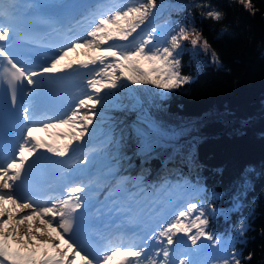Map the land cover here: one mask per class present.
Returning a JSON list of instances; mask_svg holds the SVG:
<instances>
[{
	"label": "snow or ice",
	"instance_id": "snow-or-ice-1",
	"mask_svg": "<svg viewBox=\"0 0 264 264\" xmlns=\"http://www.w3.org/2000/svg\"><path fill=\"white\" fill-rule=\"evenodd\" d=\"M239 2L255 14L251 0ZM77 7L30 3L18 13L14 0H0V41L6 42L0 85H7L11 102L0 104V264H77V257L79 264H241L230 240L206 230L216 209L206 213L200 189L167 177L149 182L143 170L131 174L134 157H148L178 133L143 112L130 124L108 114L140 108L138 99L125 104L118 95L126 81L162 89L186 83L178 58L183 42L208 50L207 39L184 25H157V0H105L79 19ZM205 14L222 17L217 10ZM45 28L66 34L64 42L49 44L59 49L50 58L33 65L12 51L18 40L41 42ZM81 48L86 59L66 60ZM59 73L81 77V90L64 99V111L49 115L61 96ZM40 129L63 142L37 138ZM126 224L139 230V243L125 242ZM247 227L242 222L238 235Z\"/></svg>",
	"mask_w": 264,
	"mask_h": 264
},
{
	"label": "trees",
	"instance_id": "trees-1",
	"mask_svg": "<svg viewBox=\"0 0 264 264\" xmlns=\"http://www.w3.org/2000/svg\"><path fill=\"white\" fill-rule=\"evenodd\" d=\"M188 1L169 6L155 23L170 17L196 29L210 45L208 54L203 52L208 57L194 56L198 53L184 41L180 72L192 74L189 81L173 89L131 83L126 96L121 89L118 95L125 104L139 96L162 122L183 123L184 134L191 135L174 150L158 145L147 158L134 157L133 169L135 174L143 170L149 182L153 172L193 182L206 213L216 209L206 230L230 240L241 264H264V0H251L255 14L239 0ZM209 10L220 11L221 19L208 17ZM213 52L218 59L210 61ZM141 109L110 115L129 124L127 116ZM242 222L248 227L239 236Z\"/></svg>",
	"mask_w": 264,
	"mask_h": 264
},
{
	"label": "rangeland",
	"instance_id": "rangeland-1",
	"mask_svg": "<svg viewBox=\"0 0 264 264\" xmlns=\"http://www.w3.org/2000/svg\"><path fill=\"white\" fill-rule=\"evenodd\" d=\"M161 1H164V3H165V5H161ZM189 1H192V0H189ZM188 1V2H189ZM187 3V0H157V4H158V6H159V10L157 11V14H156V19H155V21L160 17V15L161 14H163V12H164V10L166 9V4H172V5H178V6H183V4L182 3ZM167 19H170V21H169V24H167V25H169V26H171V27H173V28H175L176 26H178V24H177V21L176 22H174L173 21V19L172 18H170V17H167L166 18V21H167ZM164 23V22H163ZM162 23V24H163ZM162 24H160V25H162ZM143 27V26H142ZM140 31V30H139ZM189 50V49H188ZM187 50V51H188ZM83 51H86V49H83V48H81V49H79V50H77V51H75L74 53L76 54V55H79L81 52H83ZM194 51L195 52H197L198 54H195L194 56H201V57H203V56H206V57H208V50H204L203 49V51H202V48L200 47V45H198V46H196L195 48H194ZM193 51V52H194ZM203 52H206L207 54H204ZM200 53V54H199ZM210 56V61H213L214 59H213V56L212 55H209ZM179 58V60H180V58H182V54H180V56L178 57ZM180 62H181V60H180ZM203 65V64H202ZM144 66L145 67H149V65L147 64V62H144ZM193 77V75L192 74H190L189 76H188V81L191 79ZM123 79V78H122ZM126 84L128 85V84H131V82L130 81H126ZM121 90H122V94H124L125 96H126V94L128 93V90H127V87H122L121 88ZM142 111L141 112H143L144 114H146V113H150V114H152L155 118H157V119H159L158 118V116H156L154 113H152V112H150L148 109H147V111H145V109H141ZM112 112H117V110H115V109H111V110H109V115L112 113ZM140 112V111H139ZM139 112H137V113H135V112H133V113H130V115H128L127 116V119H128V122H129V124L132 122V120L135 118H137V116H134V115H137ZM219 116L221 115V114H218ZM222 116V115H221ZM132 117V119H131V121H130V118ZM149 117V116H148ZM191 124V127H193L194 126V124L193 123H190ZM186 125H188V123H186ZM164 128L165 127H174V126H176V124H171V123H167V124H164V125H162ZM193 132V131H192ZM189 133L191 134V132L189 131ZM193 133H195V132H193ZM198 132H196V134H197ZM175 149V147L174 146H171V150H174ZM172 153V152H171ZM171 153H170V155H171Z\"/></svg>",
	"mask_w": 264,
	"mask_h": 264
}]
</instances>
